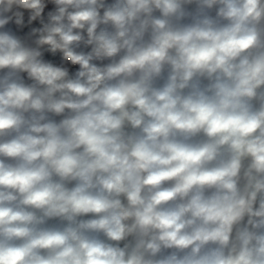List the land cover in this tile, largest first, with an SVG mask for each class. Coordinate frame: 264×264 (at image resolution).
I'll return each mask as SVG.
<instances>
[{"label": "clouds", "instance_id": "clouds-1", "mask_svg": "<svg viewBox=\"0 0 264 264\" xmlns=\"http://www.w3.org/2000/svg\"><path fill=\"white\" fill-rule=\"evenodd\" d=\"M0 264H264V0H0Z\"/></svg>", "mask_w": 264, "mask_h": 264}]
</instances>
